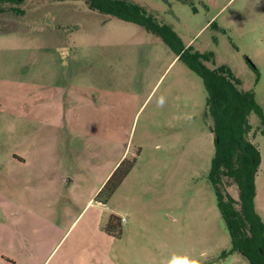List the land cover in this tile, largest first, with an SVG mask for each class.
<instances>
[{"label":"rangeland","instance_id":"obj_1","mask_svg":"<svg viewBox=\"0 0 264 264\" xmlns=\"http://www.w3.org/2000/svg\"><path fill=\"white\" fill-rule=\"evenodd\" d=\"M128 1L170 26L186 48L211 54L209 68L228 66L264 110V0ZM65 116L73 118L71 135L56 126ZM250 123L261 155L255 205L264 221V136L256 114ZM212 127L202 79L143 27L85 0L0 5V216L13 215L9 230L0 220L2 255L11 247L35 264H168L174 257L250 264L239 253L224 255L231 238L210 180ZM53 136L47 146L41 141ZM104 141L112 153L106 164L98 155ZM42 143L63 153L49 163V181L26 182L29 167L20 166L8 199L9 154ZM124 153L136 161L133 170L107 203L95 201ZM58 162L71 180L58 182ZM223 188L238 199L230 180ZM112 216L121 222L119 237L105 231Z\"/></svg>","mask_w":264,"mask_h":264},{"label":"trees","instance_id":"obj_2","mask_svg":"<svg viewBox=\"0 0 264 264\" xmlns=\"http://www.w3.org/2000/svg\"><path fill=\"white\" fill-rule=\"evenodd\" d=\"M19 0H0V5L15 4ZM91 10L133 23L158 36L192 71L202 79L207 92V107L213 119L212 133L215 155L210 180L219 198V209L229 230L231 250L239 253L250 264H264V221L256 211V176L261 164L258 147L250 139L254 127L250 116L260 119L258 133L264 136V110L255 93L245 90L231 69L221 65L213 69L206 63L211 54L194 52L186 48L180 37L168 25L159 23L144 7L128 0H85ZM136 164L124 159L112 173L95 200L107 203ZM230 180L238 191V199L225 193L224 180ZM108 235L119 237L120 220L112 216L105 228Z\"/></svg>","mask_w":264,"mask_h":264},{"label":"crops","instance_id":"obj_3","mask_svg":"<svg viewBox=\"0 0 264 264\" xmlns=\"http://www.w3.org/2000/svg\"><path fill=\"white\" fill-rule=\"evenodd\" d=\"M64 105H62V107L64 108ZM62 108V109H63ZM72 119L71 117H69V119L65 117H60V119L56 120V126H58L59 128H65L70 132V135L75 132L76 130L74 129V126L72 124ZM47 125V124H44ZM60 126V127H59ZM73 131V132H72ZM49 135V134H47ZM46 136V135H45ZM55 136V135H54ZM53 136V139H42L41 141L45 144V146H47L46 141L48 140H54L55 137ZM58 139V141L60 140V138L58 136H56ZM56 140V142H58ZM43 143L41 144V146H39L40 148H35L33 150H29L26 149L24 154H19V153H10L8 156V160H6V165H8V182H7V188H8V199H11L12 197L15 196L14 193L15 190L17 191V183H16V176H15V171L20 168V166H24L29 167L30 170V176L28 178L25 179L26 182L32 181V179L34 180H38L41 182H48L49 178H46L47 172L50 170V166L49 163H51L52 158L54 159V163H56L59 159H61V157L63 156V153L60 151H54V149H52V151L50 149H47ZM59 143V142H58ZM108 148V151H107ZM70 153L69 155L65 154L66 156L70 157L71 159L74 158V155L72 152H68ZM98 155L101 158V160H104L108 158L109 160H111V146L109 145V147H107V141H104V149L98 151ZM126 156V153H124L118 163L116 164L115 168L117 167L118 164H120L124 158ZM73 163H76L75 161L72 160V165ZM0 164L3 165L4 163L0 161ZM61 163L58 162V166H55V174L54 176L56 177V179H58V182H61L62 180H71L69 177H72L71 174L67 175V171L66 170H61V167L59 166ZM64 165V163H62ZM102 164H106L105 162H102ZM114 168V169H115ZM114 169H111L109 171V174L104 177L102 185L108 180V178L110 177V175H112ZM50 172V171H49ZM0 176H3V174H1L0 172ZM71 182V181H70ZM101 185V186H102ZM32 185H28V187H31ZM31 191V190H30ZM98 193V191H97ZM97 193H94L93 196L96 197ZM96 201V200H95ZM92 200L90 199L89 203H91ZM1 219L4 221V226L9 230L10 227L12 226V217L13 215L10 216L8 214L2 213V216H0ZM12 232V230H11ZM2 235L0 234V239H1ZM14 236L10 235V244L14 243ZM0 264H35L32 262V259L30 257H27V255L23 254V253H17V250L14 249L12 250L11 247L8 248V255L7 257H5V255H2L1 251H0Z\"/></svg>","mask_w":264,"mask_h":264},{"label":"clouds","instance_id":"obj_4","mask_svg":"<svg viewBox=\"0 0 264 264\" xmlns=\"http://www.w3.org/2000/svg\"><path fill=\"white\" fill-rule=\"evenodd\" d=\"M174 261H178L179 264H185V262H186V264H199V261L198 260H196V259H189L187 257H184V258H175L174 257L172 260H170L168 262V264H173Z\"/></svg>","mask_w":264,"mask_h":264}]
</instances>
